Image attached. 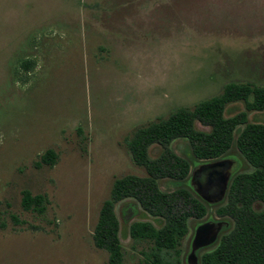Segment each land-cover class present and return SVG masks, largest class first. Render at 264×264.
<instances>
[{
    "label": "rangeland",
    "instance_id": "1",
    "mask_svg": "<svg viewBox=\"0 0 264 264\" xmlns=\"http://www.w3.org/2000/svg\"><path fill=\"white\" fill-rule=\"evenodd\" d=\"M21 58L35 65L15 74ZM232 82L264 85V0H0V264H107L92 240L100 206L116 177L146 175L126 139ZM244 109L228 103L224 116ZM247 119L264 123V110ZM48 148L56 163L36 166ZM171 148L202 164L187 141ZM159 152L149 147L150 157ZM226 156L232 174L250 170L234 145ZM24 189L46 195L42 214L22 208ZM115 211L122 264L144 263L148 243L134 241L129 224L162 219L130 199ZM206 218H219L214 207L189 220L181 258Z\"/></svg>",
    "mask_w": 264,
    "mask_h": 264
},
{
    "label": "trees",
    "instance_id": "2",
    "mask_svg": "<svg viewBox=\"0 0 264 264\" xmlns=\"http://www.w3.org/2000/svg\"><path fill=\"white\" fill-rule=\"evenodd\" d=\"M34 65L33 59L21 58L15 74L20 69L31 71ZM235 101H243L245 109L225 117V106ZM253 110H264V85L232 82L215 96L192 107H179L133 130L126 146L132 161L143 166L146 175L116 177L100 206L92 240L96 248L107 251V264L123 263L115 207L127 199L162 219L159 227L140 220L129 224L131 238L148 243V249L142 252V264H182L179 247L188 233V222L208 215V207H214L217 220L225 225L217 240L198 254L197 264H264V123L248 121L247 112ZM197 121L209 129L196 128ZM176 139L187 141L192 158L202 163L226 156L234 145L250 170L232 174L223 200L207 203L189 183L193 162L171 148ZM153 144L160 147V152L152 158L149 147ZM56 160V151L48 148L35 165L53 166ZM162 179L172 181L174 189L162 190ZM47 203L44 194L21 191V206L26 211L42 214ZM12 218L18 224V219Z\"/></svg>",
    "mask_w": 264,
    "mask_h": 264
},
{
    "label": "water",
    "instance_id": "3",
    "mask_svg": "<svg viewBox=\"0 0 264 264\" xmlns=\"http://www.w3.org/2000/svg\"><path fill=\"white\" fill-rule=\"evenodd\" d=\"M199 167V169L197 168L192 171L189 180L190 185L207 202L216 203L221 201L225 196L231 175V171H227V163L223 159H217L204 163ZM197 176L200 179L198 182L195 181ZM208 190L215 191L218 196L211 199L207 195ZM224 225L223 221H205L195 227L190 251L186 258L188 264H197L196 251L199 248L214 243Z\"/></svg>",
    "mask_w": 264,
    "mask_h": 264
},
{
    "label": "flooded vegetation",
    "instance_id": "4",
    "mask_svg": "<svg viewBox=\"0 0 264 264\" xmlns=\"http://www.w3.org/2000/svg\"><path fill=\"white\" fill-rule=\"evenodd\" d=\"M225 157H227V156H223V157H221V158H218V159H223V160H225V162L227 163V171H229L231 168H232V166H233V160L232 159H228V158H225ZM215 160H217V159H215ZM204 163H208V162H204ZM204 163H202V164H204ZM201 164V165H202ZM200 166V165H199ZM199 166H197V167H193L192 169H191V173H192V171L193 170H195V169H199L200 167ZM228 167H230L229 169H228ZM231 176H232V172H231V175H230V178H231ZM230 178H229V180H230ZM200 179H199V177L197 176V178L195 179V181L196 182H198ZM194 189V188H193ZM195 191V190H194ZM197 194V193H196ZM198 195V194H197ZM207 195L211 198V199H214V198H216L217 196H218V194L215 192V191H212V190H208V192H207ZM199 196V195H198ZM200 197V196H199ZM200 198H202V197H200ZM203 199V198H202ZM204 200V199H203ZM223 200V199H222ZM221 200V201H222ZM205 202H207L206 200H204ZM220 202V201H219ZM207 203H210V202H207ZM216 203H218V202H216ZM207 215V214H206ZM205 215V216H206ZM204 216V217H205ZM219 219V218H218ZM206 220H208V221H210V218H206ZM215 221H222V220H215ZM202 222H205V220L204 221H201L200 223H202ZM214 222V221H213ZM189 223V222H188ZM199 223V224H200ZM198 225V224H197ZM194 230H195V228H194ZM220 233V232H219ZM187 235V234H186ZM185 235V236H186ZM193 235H194V231H193V233H192V235H191V240H192V238H193ZM218 236H219V234H218ZM218 238V237H217ZM217 240V239H216ZM213 244V243H212ZM212 244H210V245H207V246H204V247H202V248H199L197 251H196V255H197V259H198V254L202 251V250H204L205 248H207V247H209V246H211ZM191 245V244H190ZM189 251H190V248H189ZM189 251H187L186 252V254L183 256V262H182V264L183 263H187V261H186V258H187V255H188V253H189Z\"/></svg>",
    "mask_w": 264,
    "mask_h": 264
}]
</instances>
